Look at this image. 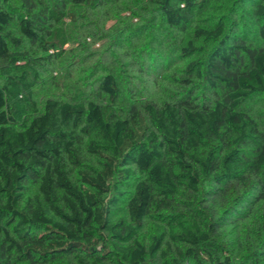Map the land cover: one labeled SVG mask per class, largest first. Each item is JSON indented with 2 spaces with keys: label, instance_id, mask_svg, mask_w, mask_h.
<instances>
[{
  "label": "trees",
  "instance_id": "1",
  "mask_svg": "<svg viewBox=\"0 0 264 264\" xmlns=\"http://www.w3.org/2000/svg\"><path fill=\"white\" fill-rule=\"evenodd\" d=\"M101 1L0 0V264H13L11 252L45 264L77 251L94 256L93 264L111 251L121 264L147 258L158 264H264V129L246 110L264 95V1L249 2L257 42L246 37L243 22L240 29L222 19L194 29L212 45L185 65L177 97L125 108L46 97L38 107L34 88L67 47L59 23L68 4ZM204 1L156 4L167 26L184 31ZM193 48L188 40L183 51ZM195 80L204 84L200 96L189 88ZM114 84L106 73L98 88L113 98ZM79 135L99 161L98 168L79 170V180L94 191L70 180L69 166L82 165ZM31 181L38 191L24 196ZM205 183L211 197L229 199L237 220H244L239 244L247 250L245 261L216 241L220 223L192 204ZM180 191L188 200L179 201ZM162 213L164 231L140 243L136 229Z\"/></svg>",
  "mask_w": 264,
  "mask_h": 264
},
{
  "label": "rangeland",
  "instance_id": "2",
  "mask_svg": "<svg viewBox=\"0 0 264 264\" xmlns=\"http://www.w3.org/2000/svg\"><path fill=\"white\" fill-rule=\"evenodd\" d=\"M250 1L254 0H205L203 7L196 8L184 31L171 29L164 23L156 0H102L100 4H68L66 9L69 14L59 23L66 33L67 47L60 56L53 58V65L46 66L48 69L42 75L43 81L34 88L33 98L38 107H41L46 97H56L94 100L125 108L147 100L161 102L177 97L183 89L178 77L184 74L185 65L189 61L202 59L212 45V40L194 34L196 27L212 28L222 19L234 21L240 29L243 22L247 24L244 27L246 37L253 42L259 40L255 26L250 22ZM12 31L19 35L15 25ZM188 40L194 48L185 52L183 47ZM22 47L29 51L32 49L26 42H23ZM34 50L37 54L42 53L38 48ZM106 73H111L115 79L116 95L113 98L98 88L100 77ZM190 87L198 96L204 94L205 88L201 81H193ZM246 110L264 129V95L252 98L246 104ZM77 149L82 165L79 168L69 166L70 180L94 191L79 180V170L98 168V158L86 150L81 135ZM37 184L29 182L24 189V196L36 194ZM210 187L209 183L200 186L197 200L192 204L200 208L202 216L213 217L220 223L216 241L228 247L237 261H242L247 252L245 246L239 244L243 238L241 225L244 220H237V207L229 203V199L211 197ZM178 199L181 202L188 200V197L180 191ZM119 215L126 222L129 221L124 208L119 209ZM163 216L167 215L157 214L143 220L135 234L140 243L147 245L151 235L164 231L166 217L164 219ZM10 235L15 238L12 232ZM11 259L13 264H29L16 252H11ZM121 260L118 254L111 251L101 256L98 264H121ZM93 261L94 256L91 254L77 251L57 254L48 258L45 264H93ZM187 263V260L183 262ZM144 264H158V261L147 258Z\"/></svg>",
  "mask_w": 264,
  "mask_h": 264
}]
</instances>
